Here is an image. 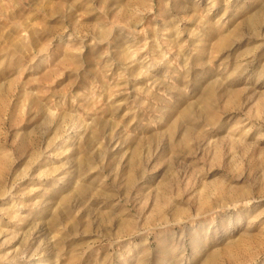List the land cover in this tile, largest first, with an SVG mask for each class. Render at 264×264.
Segmentation results:
<instances>
[{
    "label": "rangeland",
    "instance_id": "1",
    "mask_svg": "<svg viewBox=\"0 0 264 264\" xmlns=\"http://www.w3.org/2000/svg\"><path fill=\"white\" fill-rule=\"evenodd\" d=\"M0 264H264V0H0Z\"/></svg>",
    "mask_w": 264,
    "mask_h": 264
},
{
    "label": "bare ground",
    "instance_id": "2",
    "mask_svg": "<svg viewBox=\"0 0 264 264\" xmlns=\"http://www.w3.org/2000/svg\"><path fill=\"white\" fill-rule=\"evenodd\" d=\"M257 19H254V20H251L253 22H255ZM191 113L190 112H187V115H190Z\"/></svg>",
    "mask_w": 264,
    "mask_h": 264
}]
</instances>
